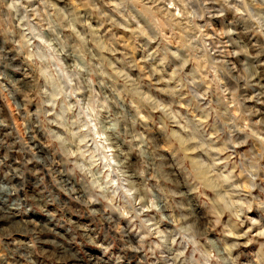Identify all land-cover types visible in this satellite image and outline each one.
<instances>
[{"label":"clouds","instance_id":"obj_1","mask_svg":"<svg viewBox=\"0 0 264 264\" xmlns=\"http://www.w3.org/2000/svg\"><path fill=\"white\" fill-rule=\"evenodd\" d=\"M0 98V264H264V0H0Z\"/></svg>","mask_w":264,"mask_h":264},{"label":"rangeland","instance_id":"obj_2","mask_svg":"<svg viewBox=\"0 0 264 264\" xmlns=\"http://www.w3.org/2000/svg\"><path fill=\"white\" fill-rule=\"evenodd\" d=\"M103 32L108 34V37H115V39L121 41L116 47L120 52L125 51L124 41H127L129 34L124 32L123 29H112L110 26L105 25ZM131 51V46L127 49ZM119 57V52L117 53ZM142 69H136L137 75L141 72ZM19 78L24 81H28L29 84L31 81V71L25 70L20 74ZM147 79V77L145 78ZM35 110V109H33ZM0 115L5 116L12 124L20 125L23 123L12 111L9 102L0 98ZM156 130L159 131V126H156ZM19 134V128H17V135ZM3 134L0 133V136ZM26 139V138H25ZM46 145L44 142L40 143V147L44 148ZM162 149L167 150V146L162 144ZM3 155V153H0ZM21 159L19 148L15 150V159L13 160V165H18ZM39 169H35L29 173V175L35 177ZM43 179V177L41 178ZM49 180L51 177L48 178ZM36 189L33 188V191ZM25 199H29L31 202V195L29 192L24 193ZM33 212L36 214L37 219L45 221L47 223L48 219H55L57 222V227L65 226L67 231L72 236V242L80 251L81 256L84 258L85 264H111L110 259L107 258V253L109 250V245L105 244V240L110 237L106 236L104 233L103 226L99 222H94L89 217L85 216V210L82 208H68L67 214H65V209L55 205L54 201L51 202V209L48 212H45V206L39 204H33ZM81 242H83L84 247H81ZM111 247H115L113 244ZM85 248L87 251H85ZM121 253H124V249L119 250ZM251 251V250H249ZM38 255H41L38 253ZM94 257V258H93ZM42 260L47 261L46 257H42ZM104 258V259H102ZM117 261H120L121 257H116ZM124 259L126 264H139L138 258L133 257L132 259H127V254L124 253Z\"/></svg>","mask_w":264,"mask_h":264}]
</instances>
